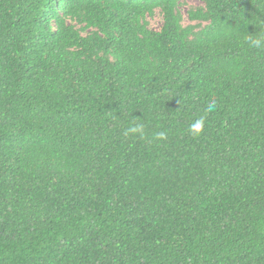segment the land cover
<instances>
[{"label":"trees","instance_id":"obj_1","mask_svg":"<svg viewBox=\"0 0 264 264\" xmlns=\"http://www.w3.org/2000/svg\"><path fill=\"white\" fill-rule=\"evenodd\" d=\"M201 1L0 0V264H264V0Z\"/></svg>","mask_w":264,"mask_h":264},{"label":"clouds","instance_id":"obj_2","mask_svg":"<svg viewBox=\"0 0 264 264\" xmlns=\"http://www.w3.org/2000/svg\"><path fill=\"white\" fill-rule=\"evenodd\" d=\"M248 43L251 47L260 48L264 46V41L261 39H252L251 37L248 39ZM215 101L208 103L207 107L205 108V113H211L215 110ZM206 121V115H201L197 119H195L192 123L189 125V131L193 136H198L200 133H202L204 129ZM143 126L140 124H136L133 127L129 128L127 130L128 133H138L142 132ZM161 136H163V133H161Z\"/></svg>","mask_w":264,"mask_h":264},{"label":"rangeland","instance_id":"obj_3","mask_svg":"<svg viewBox=\"0 0 264 264\" xmlns=\"http://www.w3.org/2000/svg\"><path fill=\"white\" fill-rule=\"evenodd\" d=\"M189 4H193V5H198V4H202V1L201 0H186ZM183 10V13L185 14L186 16V10H187V7L184 6L182 8ZM153 24L155 26H159L161 24V18L160 17H156L154 20H153Z\"/></svg>","mask_w":264,"mask_h":264}]
</instances>
